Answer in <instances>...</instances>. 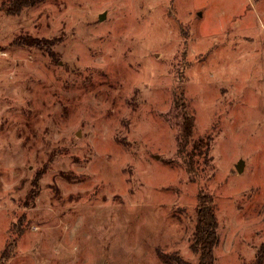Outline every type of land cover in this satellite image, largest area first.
I'll use <instances>...</instances> for the list:
<instances>
[{"label": "rangeland", "instance_id": "rangeland-1", "mask_svg": "<svg viewBox=\"0 0 264 264\" xmlns=\"http://www.w3.org/2000/svg\"><path fill=\"white\" fill-rule=\"evenodd\" d=\"M182 108L209 142L192 173ZM200 190L215 264H250L264 242V0L0 10V264L195 262Z\"/></svg>", "mask_w": 264, "mask_h": 264}, {"label": "trees", "instance_id": "trees-1", "mask_svg": "<svg viewBox=\"0 0 264 264\" xmlns=\"http://www.w3.org/2000/svg\"><path fill=\"white\" fill-rule=\"evenodd\" d=\"M44 0H5L1 3V11L7 15H18L22 10L42 3ZM19 44L28 47L46 49L42 42L29 37L18 40ZM183 107V105H182ZM193 115L182 108L180 114V132L178 135V154L184 158V163L193 172L194 157H207L209 142L194 139ZM189 148V149H188ZM219 241L218 222L210 195L200 190L196 199L195 225L192 232L189 249L196 257L195 262L188 260L175 252L169 255H159L163 264H215L214 249ZM250 264H264V242L255 252Z\"/></svg>", "mask_w": 264, "mask_h": 264}, {"label": "water", "instance_id": "water-1", "mask_svg": "<svg viewBox=\"0 0 264 264\" xmlns=\"http://www.w3.org/2000/svg\"><path fill=\"white\" fill-rule=\"evenodd\" d=\"M100 19H101V17H100ZM241 165H242V163L239 162L238 165L236 166V171L237 172H240L241 171Z\"/></svg>", "mask_w": 264, "mask_h": 264}]
</instances>
